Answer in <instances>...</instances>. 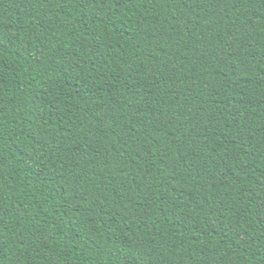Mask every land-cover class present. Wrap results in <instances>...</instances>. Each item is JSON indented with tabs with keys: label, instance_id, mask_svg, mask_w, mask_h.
<instances>
[{
	"label": "trees",
	"instance_id": "16d2710c",
	"mask_svg": "<svg viewBox=\"0 0 264 264\" xmlns=\"http://www.w3.org/2000/svg\"><path fill=\"white\" fill-rule=\"evenodd\" d=\"M0 264H264V0H0Z\"/></svg>",
	"mask_w": 264,
	"mask_h": 264
}]
</instances>
